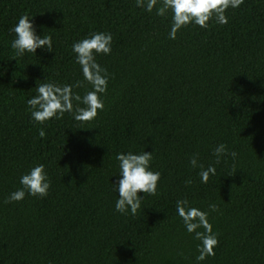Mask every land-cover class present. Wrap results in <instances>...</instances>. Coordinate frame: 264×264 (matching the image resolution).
<instances>
[{"label": "trees", "instance_id": "16d2710c", "mask_svg": "<svg viewBox=\"0 0 264 264\" xmlns=\"http://www.w3.org/2000/svg\"><path fill=\"white\" fill-rule=\"evenodd\" d=\"M161 3L149 13L136 0H0V264H197L180 198L209 211L218 235L199 264H264V0L227 9L225 24L190 23L176 39L171 12L156 14ZM22 14L51 35L53 51L14 58L9 29ZM93 31L113 36L111 54L96 57L110 74L104 110L88 122L33 121L26 100L37 84L83 82L71 45ZM220 143L229 154L216 163ZM143 150L154 151L158 189L123 215L115 156ZM193 153L216 168L207 183L188 163ZM36 163L49 194L5 203Z\"/></svg>", "mask_w": 264, "mask_h": 264}, {"label": "clouds", "instance_id": "9594fccd", "mask_svg": "<svg viewBox=\"0 0 264 264\" xmlns=\"http://www.w3.org/2000/svg\"><path fill=\"white\" fill-rule=\"evenodd\" d=\"M244 0H162L159 7H156L157 15H165L171 12V24L168 31L169 39H176L178 30L187 25L195 24L202 28L208 27V21L214 20L218 24L228 22L226 16L227 9L238 8ZM157 0H136V6L142 7L151 13ZM14 33V38L10 41V47L14 50V58H19L28 54H36L37 49L53 51V41L49 34H37V28L27 14L18 17L17 22L9 29ZM112 33L107 31H93L84 38L72 43L71 49L75 54V61L80 66L83 82L91 85L83 95L74 92V87H82V81L75 84H59L55 82H44L37 84L36 95L26 100V110L30 113V118L44 124L52 119L59 120L65 113H70L73 120L79 122L93 121L99 112L105 108L104 94L108 90L110 74L98 61L99 55H110L112 51ZM75 102V103H74ZM40 137L45 136L43 128L38 129ZM216 163L224 155H228L226 145L218 144L212 150ZM153 152H118L115 156L118 161V181H113V189L117 193L114 209L120 214L136 215L146 196H153L158 189L161 177L159 171L153 170L151 162ZM235 157L236 153H230ZM188 163L193 168H199L200 182L207 183L209 175L215 176L216 168L210 163L205 167L198 162V154L193 153ZM191 183L189 179L186 181ZM21 187L10 192L5 198V203L21 201L26 195L34 197H46L51 188V179L43 163H36L19 177ZM208 208L211 212L218 211L215 203H210ZM175 212L183 222L187 233L192 234L197 245L198 255L195 257L197 264L204 261L206 257L215 255V247L218 245V235L213 230V225L209 220L210 212L192 206L185 198L175 201Z\"/></svg>", "mask_w": 264, "mask_h": 264}]
</instances>
